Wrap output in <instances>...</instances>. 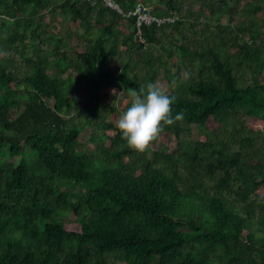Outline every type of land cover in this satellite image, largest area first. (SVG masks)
<instances>
[{
	"label": "trees",
	"instance_id": "trees-1",
	"mask_svg": "<svg viewBox=\"0 0 264 264\" xmlns=\"http://www.w3.org/2000/svg\"><path fill=\"white\" fill-rule=\"evenodd\" d=\"M244 1L117 0L176 17L143 50L102 0H0V264H264V0ZM150 82L185 115L134 150L115 115Z\"/></svg>",
	"mask_w": 264,
	"mask_h": 264
},
{
	"label": "clouds",
	"instance_id": "clouds-1",
	"mask_svg": "<svg viewBox=\"0 0 264 264\" xmlns=\"http://www.w3.org/2000/svg\"><path fill=\"white\" fill-rule=\"evenodd\" d=\"M151 13L153 16L158 17L153 14L152 10ZM143 28L142 33L145 37ZM133 31L135 34L134 20ZM117 71H113V73H117ZM129 96L131 97L130 103L120 114L117 123L122 137L126 140L128 146L134 150H144L159 136L165 125H172L174 122L184 119L185 114L183 111L173 113L172 105L175 98L169 95L157 82H150L146 87L142 86L139 89L130 88Z\"/></svg>",
	"mask_w": 264,
	"mask_h": 264
},
{
	"label": "rangeland",
	"instance_id": "rangeland-1",
	"mask_svg": "<svg viewBox=\"0 0 264 264\" xmlns=\"http://www.w3.org/2000/svg\"><path fill=\"white\" fill-rule=\"evenodd\" d=\"M246 1H248V0H246ZM246 1H244V2H246ZM242 3V2H241ZM244 3H242V5H243ZM43 14V18H42V23H44V24H48V23H50V21H51V17H50V14H49V12H46L45 13V11L44 12H42ZM182 13H184V11L182 12ZM207 14H205L204 16H206ZM258 18L259 19H261V20H264V12L262 13V14H260V15H258ZM54 20L57 22V23H60L62 26H64L65 24H68L69 26H70V28L72 29V32L75 34L76 32L77 33H82V30H80V28H79V26H78V23H73V22H67V21H64L63 19H62V15L59 13V11L55 14V16H54ZM239 21V19L238 18H236L235 19V21H234V24H236L237 22ZM223 22L225 23L226 22V19H225V17L223 18ZM174 34V33H173ZM168 35V34H167ZM173 38H177L178 40H181V39H179V35H175L174 34V36L173 37H164L163 38V40L167 43V45H169L170 46V40L171 39H173ZM71 44H76V39H75V37L73 38V40H72V42H71ZM153 51H154V54H156V55H160L161 53H160V51L157 49V48H155V49H153ZM123 57L124 56H121V57H116L115 59H114V65H113V68H112V70L113 71H117V69H118V67H119V65H121V62H122V60H123ZM54 66H52V67H50L49 69H48V72L51 74V75H53L54 74ZM160 85H161V87L166 91V92H168V85L166 84V83H164V82H161L160 83ZM103 91H105V92H112V88H110V87H107V88H105V90H103ZM124 93H121V94H119V97L121 98L122 96L124 97ZM78 97V95H76V98ZM118 97V98H119ZM115 99H117V98H115ZM109 102V101H108ZM120 102V100H118V103ZM110 103V102H109ZM119 116H120V114L118 115H115V125L116 126H118V119H119ZM14 117V116H13ZM213 124V122L210 120L209 122H208V125H212ZM252 125H253V127L255 128V129H261V128H263L264 127V123L263 122H261V121H257V122H254V124L252 123ZM83 135V138L84 139H87L88 137H87V134L86 133H83L82 134ZM192 135H193V138L194 139H196V138H199L200 136V134H198V132H197V130L194 128V127H192ZM161 139L155 144V145H153L152 146V149H154V150H158V149H163V148H165L166 150H167V152L169 153V152H172V150L175 148V141H173V140H168V136L167 135H162L161 137H160ZM89 144V143H88ZM107 144H108V141H107ZM90 145V147H93V144H89ZM17 159H15V161H16ZM73 228H74V226H73Z\"/></svg>",
	"mask_w": 264,
	"mask_h": 264
},
{
	"label": "built area",
	"instance_id": "built-area-1",
	"mask_svg": "<svg viewBox=\"0 0 264 264\" xmlns=\"http://www.w3.org/2000/svg\"><path fill=\"white\" fill-rule=\"evenodd\" d=\"M95 4L98 0H86ZM104 5L112 11L120 14L124 19L131 18L134 20L135 26V34L134 37L137 39L139 45L142 46L143 49L146 48L147 43L143 37L142 28L144 26H150L155 24L160 26L165 23H173L175 21V17H166L159 18L152 15L149 7H146L142 3H138L133 9L124 10L120 7L117 0H102Z\"/></svg>",
	"mask_w": 264,
	"mask_h": 264
}]
</instances>
